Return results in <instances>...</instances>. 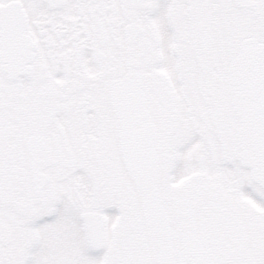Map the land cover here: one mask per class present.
<instances>
[{
	"label": "snow or ice",
	"instance_id": "snow-or-ice-1",
	"mask_svg": "<svg viewBox=\"0 0 264 264\" xmlns=\"http://www.w3.org/2000/svg\"><path fill=\"white\" fill-rule=\"evenodd\" d=\"M0 264H264V0H0Z\"/></svg>",
	"mask_w": 264,
	"mask_h": 264
}]
</instances>
